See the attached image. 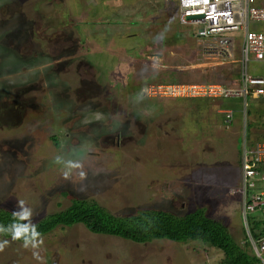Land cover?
Returning a JSON list of instances; mask_svg holds the SVG:
<instances>
[{
    "label": "rangeland",
    "instance_id": "rangeland-1",
    "mask_svg": "<svg viewBox=\"0 0 264 264\" xmlns=\"http://www.w3.org/2000/svg\"><path fill=\"white\" fill-rule=\"evenodd\" d=\"M176 7L0 0L1 208L33 222L70 204L63 190L115 215L202 208L242 243L238 151L243 134L264 137V97H247L244 115L240 98L156 93L159 82L236 83V65L202 50ZM248 69L264 78V60ZM214 108L231 109L234 142L207 122L220 114ZM220 256L196 241L135 243L80 223L29 242L0 235V264H217Z\"/></svg>",
    "mask_w": 264,
    "mask_h": 264
},
{
    "label": "built area",
    "instance_id": "built-area-1",
    "mask_svg": "<svg viewBox=\"0 0 264 264\" xmlns=\"http://www.w3.org/2000/svg\"><path fill=\"white\" fill-rule=\"evenodd\" d=\"M177 22L194 27L193 37L205 52L215 54L219 63L236 65V83L165 82L156 83L154 90L175 99L240 98L245 115L247 97H264V78L248 69L250 59L264 60V4L257 0H176ZM223 125H229L233 113L229 108L218 110ZM243 115V117H244ZM240 218L251 252L264 262V232L254 240L247 217L264 213V138L247 142L242 135L240 145Z\"/></svg>",
    "mask_w": 264,
    "mask_h": 264
},
{
    "label": "trees",
    "instance_id": "trees-1",
    "mask_svg": "<svg viewBox=\"0 0 264 264\" xmlns=\"http://www.w3.org/2000/svg\"><path fill=\"white\" fill-rule=\"evenodd\" d=\"M261 137L259 139L264 138L263 135ZM61 193L69 196L70 204L67 207L29 223L16 212L0 207V235L12 237L18 242H29L55 227L80 223L91 233L113 235L135 243L153 239L200 242L220 252L217 264H260L249 248L245 232L241 245L234 240L225 225L208 217L202 208L180 216L153 208H141L134 214L115 215L92 199L79 198L65 190ZM253 214L247 217V224L251 237L257 240L264 232V213Z\"/></svg>",
    "mask_w": 264,
    "mask_h": 264
},
{
    "label": "crops",
    "instance_id": "crops-1",
    "mask_svg": "<svg viewBox=\"0 0 264 264\" xmlns=\"http://www.w3.org/2000/svg\"><path fill=\"white\" fill-rule=\"evenodd\" d=\"M257 1H259L261 4H264V0H257ZM176 11H177V7H176ZM176 21H177V13H176ZM214 111H217V109H215L214 108ZM218 112V111H217ZM214 119H212L211 121L210 120H207V122L209 123V124H211L213 127H215V125L216 126H222V127H224V128H226L227 129V131L228 132H230V133H232V134H235L234 135V139H232L233 140V142L235 141V136L238 134V125H236V126H232V121H231V123L229 124V125H223L222 124V122H221V116H220V114H218L217 116H215V117H213ZM215 123V124H214ZM190 126H191V124H190ZM192 127V126H191ZM234 145V144H233ZM238 152H240V149H239V151ZM239 155H240V153H239ZM229 187V186H228ZM227 190V189H226ZM230 196V195H229ZM237 196V195H236ZM231 197V196H230ZM239 198V197H238ZM239 208H240V201H239ZM241 242H243V240L241 241Z\"/></svg>",
    "mask_w": 264,
    "mask_h": 264
},
{
    "label": "clouds",
    "instance_id": "clouds-1",
    "mask_svg": "<svg viewBox=\"0 0 264 264\" xmlns=\"http://www.w3.org/2000/svg\"><path fill=\"white\" fill-rule=\"evenodd\" d=\"M233 118V117H232Z\"/></svg>",
    "mask_w": 264,
    "mask_h": 264
}]
</instances>
